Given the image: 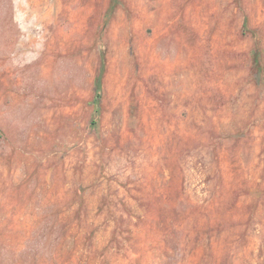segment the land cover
Instances as JSON below:
<instances>
[{"label": "rangeland", "instance_id": "obj_1", "mask_svg": "<svg viewBox=\"0 0 264 264\" xmlns=\"http://www.w3.org/2000/svg\"><path fill=\"white\" fill-rule=\"evenodd\" d=\"M108 4L0 0V264H264V0Z\"/></svg>", "mask_w": 264, "mask_h": 264}, {"label": "trees", "instance_id": "obj_2", "mask_svg": "<svg viewBox=\"0 0 264 264\" xmlns=\"http://www.w3.org/2000/svg\"><path fill=\"white\" fill-rule=\"evenodd\" d=\"M120 4H121V0H109L108 8H107V11H106V18L107 19H109L112 16L114 10L118 6H120ZM255 68H256L257 73H259L260 66H259V62H258V58L257 57L255 58ZM103 71H104V64L101 66L100 73H99V75H98V77L96 78V81H95V90H96V92H98V90H100V88H101ZM93 102L97 103L96 99H94Z\"/></svg>", "mask_w": 264, "mask_h": 264}]
</instances>
